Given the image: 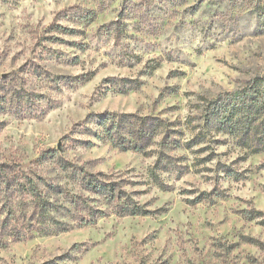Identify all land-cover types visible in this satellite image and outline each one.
I'll use <instances>...</instances> for the list:
<instances>
[{
  "label": "rangeland",
  "instance_id": "1",
  "mask_svg": "<svg viewBox=\"0 0 264 264\" xmlns=\"http://www.w3.org/2000/svg\"><path fill=\"white\" fill-rule=\"evenodd\" d=\"M259 77L264 0H0V264H264V151L207 121Z\"/></svg>",
  "mask_w": 264,
  "mask_h": 264
},
{
  "label": "trees",
  "instance_id": "2",
  "mask_svg": "<svg viewBox=\"0 0 264 264\" xmlns=\"http://www.w3.org/2000/svg\"><path fill=\"white\" fill-rule=\"evenodd\" d=\"M92 21L94 20L90 19L89 23ZM0 101L3 102L4 99L0 98ZM211 105L213 106L211 107L213 110H211V114L209 113L207 121L210 123L218 121L222 125L219 131L220 133H225L233 137V140L239 147L252 149L253 154H258L264 151V77L256 78L252 83H249V86L245 88L244 93H240V95H235L234 97L229 96L228 99L217 103L214 101ZM1 106L2 105H0V109H2ZM100 118L102 120L99 121V126L102 128V132L104 133V135L103 133L100 135V138H103L105 141L108 140V142H110L114 147L125 151L134 150L138 153H143L149 144V140L152 138L155 139L159 130L163 128L162 124H159L158 120H155L154 123H147L148 119H143L140 123H134L132 120L133 117L126 115H113L112 117H110V115H102ZM130 121L132 123H130ZM125 123L127 126L124 125ZM142 126H144V129L146 127V129L151 131L149 133L144 132L139 135L136 133L134 134V128L138 130L141 129ZM126 127L128 130L132 129L127 135L124 133V131L127 130ZM254 138L255 140H253ZM143 139L144 142H146L145 146L140 145V142L143 141ZM196 140L197 139H194L190 145H196ZM187 146L191 147L188 144ZM163 157H168V155L163 153V156L158 157V160L153 168L154 170L161 169L162 164L164 163ZM152 175H154V172H152ZM32 182L33 181H31V183ZM31 186L32 190L35 192L33 195L38 198L36 193L39 191L35 188L36 185L32 183ZM60 194H63V192L61 191ZM38 201H40V199H38ZM45 206L51 209V205L44 203L41 207L42 211L48 210ZM119 206H121V213L125 215L128 206L127 201H125V204H119ZM140 214L141 213L135 209L131 213V215ZM141 215H148V213L145 212ZM57 223L59 225L65 224V222L62 221H57ZM40 224L41 223H39V225Z\"/></svg>",
  "mask_w": 264,
  "mask_h": 264
}]
</instances>
